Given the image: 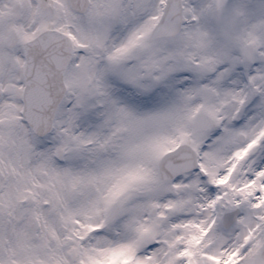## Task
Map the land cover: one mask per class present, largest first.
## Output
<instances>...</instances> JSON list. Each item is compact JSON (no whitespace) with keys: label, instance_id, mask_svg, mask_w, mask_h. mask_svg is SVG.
I'll return each mask as SVG.
<instances>
[{"label":"snow or ice","instance_id":"snow-or-ice-1","mask_svg":"<svg viewBox=\"0 0 264 264\" xmlns=\"http://www.w3.org/2000/svg\"><path fill=\"white\" fill-rule=\"evenodd\" d=\"M0 264H264V0H0Z\"/></svg>","mask_w":264,"mask_h":264}]
</instances>
